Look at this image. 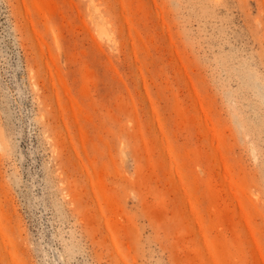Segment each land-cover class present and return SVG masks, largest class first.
<instances>
[{
	"label": "rangeland",
	"instance_id": "374dc122",
	"mask_svg": "<svg viewBox=\"0 0 264 264\" xmlns=\"http://www.w3.org/2000/svg\"><path fill=\"white\" fill-rule=\"evenodd\" d=\"M0 264H264V0H0Z\"/></svg>",
	"mask_w": 264,
	"mask_h": 264
}]
</instances>
